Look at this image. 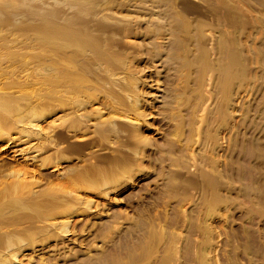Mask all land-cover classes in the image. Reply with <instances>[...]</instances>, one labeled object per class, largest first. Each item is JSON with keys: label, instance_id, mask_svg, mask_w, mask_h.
I'll use <instances>...</instances> for the list:
<instances>
[{"label": "rangeland", "instance_id": "obj_1", "mask_svg": "<svg viewBox=\"0 0 264 264\" xmlns=\"http://www.w3.org/2000/svg\"><path fill=\"white\" fill-rule=\"evenodd\" d=\"M31 3L82 44L0 24V264H264V0Z\"/></svg>", "mask_w": 264, "mask_h": 264}, {"label": "bare ground", "instance_id": "obj_2", "mask_svg": "<svg viewBox=\"0 0 264 264\" xmlns=\"http://www.w3.org/2000/svg\"><path fill=\"white\" fill-rule=\"evenodd\" d=\"M31 1L32 0H0V24H3V23L5 25L11 24V25H13V27H18V28L24 27V30H27V31H30V30H31V32L36 31L38 34V39L41 42L40 44L42 46H47V50L45 51L46 47H43V49L42 48H40V49H41V51L42 50H44V51L38 52V53L36 52L35 54L29 53L30 55L28 54V56L29 57L32 56L34 58L33 61L37 60L38 65H39V63H42L41 66L42 67L44 66V69L49 72L48 77L44 76L46 79L45 80L46 82L51 83V81H52V84H54L55 81H56V83L59 81L61 82L64 79L57 76L56 74H54L53 70L57 69L58 66L62 65V69H63L62 74L67 75V71L65 70L64 64H63V60L65 59L66 55H65L64 51L61 53H55L51 49V44L52 45L53 44H56V45L66 44V45H68V42H71L73 44L81 46L82 42H81L80 35L77 31H75L71 28L70 24H66V25H65V23H64V25L58 24V19H57L58 13H56V11L54 9H42V8L37 7V6H33ZM18 5H22L24 7H27V9H25V8L24 9L29 14L24 12L25 10L23 9L24 14L27 15L26 18H28V20L25 24H23V22L19 20V17H20L19 15L23 12L20 11L22 9L17 8ZM12 9H14V11ZM18 9H20V10L17 11ZM21 15H23V14H21ZM23 16H25V15H23ZM29 19H30V21H29ZM1 27H2V25L0 26V28ZM24 48H25V46H24ZM48 49H50V54H48ZM27 52L28 51H25L23 53L21 50V52H18L19 54L16 52V55H18V58H19V55L22 54V56H23ZM13 55L15 56V53ZM14 56H12V57H14ZM18 58H17V60H18ZM17 60H16V62H17ZM25 60H26V58L24 59V62L27 63L28 59L26 61ZM25 65H28V64H25ZM19 71H20V69H19ZM27 71H28V68H27ZM24 73H25V70H24ZM32 74L28 73L29 76ZM57 80H59V81H57ZM0 108H4V110H6V112L4 114L0 113V135L3 134V132H1L2 129L7 130V129L12 127V126H10L12 121L15 124L16 122H18V120L19 121L22 120V119H17V120L15 119L16 121L14 122V120L13 119L11 120L9 118V116L6 114L7 112H12L14 115L18 114V112H20V114L25 113L26 116L31 117L28 119L31 121L32 117L36 116L37 114H41L42 110L45 109V108L39 109L37 107V105H30V104L24 105V109H23L20 106V102H19L18 97L9 98V96L4 95V94H0ZM20 114L17 115V118H19L21 116ZM21 117H24V116H21ZM9 119L11 121H9ZM24 120H26V118ZM21 122H23V121H21ZM60 135H62V134H60ZM11 139L12 138H10V140Z\"/></svg>", "mask_w": 264, "mask_h": 264}]
</instances>
